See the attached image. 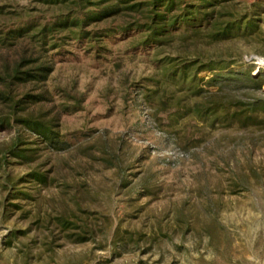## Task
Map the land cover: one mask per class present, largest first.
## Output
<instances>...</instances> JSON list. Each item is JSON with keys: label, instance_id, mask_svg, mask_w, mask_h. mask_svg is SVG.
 Wrapping results in <instances>:
<instances>
[{"label": "rangeland", "instance_id": "374dc122", "mask_svg": "<svg viewBox=\"0 0 264 264\" xmlns=\"http://www.w3.org/2000/svg\"><path fill=\"white\" fill-rule=\"evenodd\" d=\"M51 1L0 0V66L24 49L49 68L0 102V264H264V0H220L225 30L160 50L112 18L42 45L68 13Z\"/></svg>", "mask_w": 264, "mask_h": 264}, {"label": "trees", "instance_id": "16d2710c", "mask_svg": "<svg viewBox=\"0 0 264 264\" xmlns=\"http://www.w3.org/2000/svg\"><path fill=\"white\" fill-rule=\"evenodd\" d=\"M199 1V2H198ZM192 0V3H185L184 0H52L51 4L58 5L60 11L67 10L68 13L62 11L58 15V20L53 24H47L40 27L38 34L43 41L46 34L54 32L68 31L71 32L77 39L88 38L90 41H95L98 33H91L85 30L86 27L97 23L106 18L120 19L123 22L121 33L136 34L135 47L153 48V50H160L168 46L174 39L180 40V43L186 44L188 39L196 36L201 29L211 30H225L221 28V23L213 17L214 3L220 0ZM92 8L94 11H87ZM2 9H0V13ZM24 26V25H23ZM15 32H10L6 36V40L24 38L33 31L34 28L39 27L38 24L27 23ZM180 32L175 33V31ZM226 32V31H225ZM130 33V34H131ZM214 39L224 37L221 33H213L211 35ZM5 40V41H6ZM99 41V40H98ZM26 51L22 49L18 61H14L10 65L4 60L0 66V85L10 89L8 93H0V102H10L12 98V87L18 84H25L31 80L41 82L45 75L49 72L48 67L39 66L34 71L24 69L32 62H36L28 57ZM192 63H181L176 65L174 69L175 80L184 83L194 81L196 77V70L192 71ZM254 82V79L248 78ZM225 86L221 87L223 89ZM187 88V87H186ZM190 94L196 96L202 93L201 89L195 87L190 83ZM30 98L38 103L43 98ZM17 104V103H16ZM16 109L17 106L15 105ZM215 108H207L206 112L213 113ZM24 125L28 126L31 131L43 137L50 143L53 141L54 133L47 127L46 124L26 119L23 121ZM5 121H0V127L4 126Z\"/></svg>", "mask_w": 264, "mask_h": 264}]
</instances>
